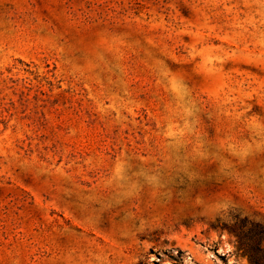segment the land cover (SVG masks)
Returning <instances> with one entry per match:
<instances>
[{"label":"rangeland","instance_id":"1","mask_svg":"<svg viewBox=\"0 0 264 264\" xmlns=\"http://www.w3.org/2000/svg\"><path fill=\"white\" fill-rule=\"evenodd\" d=\"M264 264V0H0V264Z\"/></svg>","mask_w":264,"mask_h":264},{"label":"trees","instance_id":"2","mask_svg":"<svg viewBox=\"0 0 264 264\" xmlns=\"http://www.w3.org/2000/svg\"><path fill=\"white\" fill-rule=\"evenodd\" d=\"M254 264H260V261L258 259L254 260Z\"/></svg>","mask_w":264,"mask_h":264}]
</instances>
